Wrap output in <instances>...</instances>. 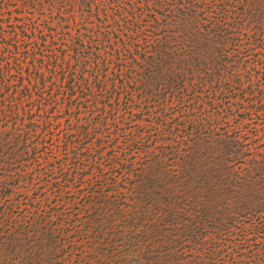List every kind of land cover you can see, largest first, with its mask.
<instances>
[{"label":"trees","instance_id":"trees-1","mask_svg":"<svg viewBox=\"0 0 264 264\" xmlns=\"http://www.w3.org/2000/svg\"><path fill=\"white\" fill-rule=\"evenodd\" d=\"M0 2V264H264V0Z\"/></svg>","mask_w":264,"mask_h":264},{"label":"rangeland","instance_id":"rangeland-1","mask_svg":"<svg viewBox=\"0 0 264 264\" xmlns=\"http://www.w3.org/2000/svg\"><path fill=\"white\" fill-rule=\"evenodd\" d=\"M44 1V0H42ZM125 3H129V0H124ZM141 2V5L145 2V0H139ZM3 5L4 13L6 14V17H9L10 14H14L15 16V6L14 3H7V2H0V5ZM10 5L11 8L8 6ZM40 9H33V8H26L23 11V13L17 18L23 23H26L31 26H37L39 29H43L44 33L42 34V37L46 40L45 45L42 44L40 48H37L36 50H32L33 44H27L29 49L27 52H23L21 54H18L14 57H57L54 54V49H57V38L55 34V29L58 27L55 21H57V16L52 15L51 11L49 9L48 3H44V8L39 11ZM42 13V14H41ZM54 19H56L54 21ZM119 45L121 43L119 42ZM70 57V56H67ZM102 57H124V55H112L107 54ZM126 96H122L121 100L125 99ZM171 110H179L176 105H172ZM136 127H139L136 126ZM108 235L102 236V238L96 239V243H101L104 241V246H101V248L97 251L99 253L98 259L92 260L91 264H148L150 263L147 259H153L157 256V251H152L153 249L150 248H142L138 249V246L135 245H128L125 244L126 239L123 237L122 234H119L116 237H111L108 240H105ZM148 242H146L147 245ZM97 245L95 247H97ZM100 246V245H99ZM98 246V247H99ZM180 247H173L171 250H176L178 252L177 254L181 255L184 249L187 251L188 248H181ZM78 253H80L78 251ZM176 254V253H175ZM84 257H94L96 256V253L91 255L90 253H84ZM163 255V253L161 254ZM54 257V256H53ZM155 259V258H154ZM110 260L111 262L109 263ZM116 260L118 262H116ZM31 263V260H29ZM31 264H39V260L35 261Z\"/></svg>","mask_w":264,"mask_h":264}]
</instances>
